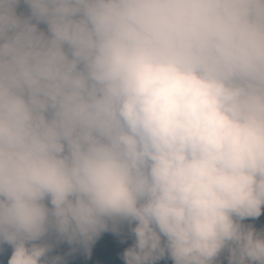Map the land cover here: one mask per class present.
Returning <instances> with one entry per match:
<instances>
[{"label": "clouds", "instance_id": "clouds-1", "mask_svg": "<svg viewBox=\"0 0 264 264\" xmlns=\"http://www.w3.org/2000/svg\"><path fill=\"white\" fill-rule=\"evenodd\" d=\"M19 3L0 0L8 264L116 220L135 222L125 264H264L242 223L264 210V0Z\"/></svg>", "mask_w": 264, "mask_h": 264}, {"label": "trees", "instance_id": "trees-1", "mask_svg": "<svg viewBox=\"0 0 264 264\" xmlns=\"http://www.w3.org/2000/svg\"><path fill=\"white\" fill-rule=\"evenodd\" d=\"M16 12L21 17H26L30 15L28 6L24 3V0H20V3L16 6ZM50 206V205H49ZM264 214L262 212L261 216L258 218H246L242 221L245 226H251L257 232L264 233ZM108 229L102 231L98 236H96L92 241L84 244L80 241H73V247L77 251L85 249H108L115 242H122L123 245H132L135 243V236L132 229L135 227V222L129 224L128 221L116 220L108 222ZM37 243H45L51 247V251L48 253L46 259L48 264H51L53 257H60V264H68L69 257L78 256V252L63 253V247L65 243H70L67 239L60 237L54 231H50L42 241ZM13 248L11 245L0 242V264H8L10 257L12 255ZM156 264H174L170 257L167 255L156 262ZM215 264H229L228 260H217Z\"/></svg>", "mask_w": 264, "mask_h": 264}, {"label": "rangeland", "instance_id": "rangeland-1", "mask_svg": "<svg viewBox=\"0 0 264 264\" xmlns=\"http://www.w3.org/2000/svg\"><path fill=\"white\" fill-rule=\"evenodd\" d=\"M39 27L46 31V25L40 24ZM262 212L264 214V210ZM130 247L132 245H123L122 242L117 241L108 249H85L77 251L74 249L73 243H65L63 253L78 252V256L69 257L68 264H125L123 254ZM225 259L229 261V253L226 250L220 254L217 260Z\"/></svg>", "mask_w": 264, "mask_h": 264}]
</instances>
